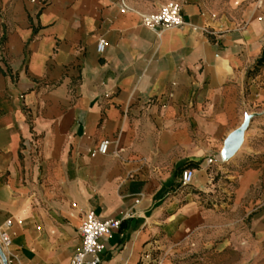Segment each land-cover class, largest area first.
<instances>
[{
    "label": "crops",
    "instance_id": "crops-1",
    "mask_svg": "<svg viewBox=\"0 0 264 264\" xmlns=\"http://www.w3.org/2000/svg\"><path fill=\"white\" fill-rule=\"evenodd\" d=\"M168 1L182 26L143 23ZM242 16L225 28L188 0H0L8 264H71L88 211L121 220L99 264H264V0Z\"/></svg>",
    "mask_w": 264,
    "mask_h": 264
},
{
    "label": "built area",
    "instance_id": "built-area-1",
    "mask_svg": "<svg viewBox=\"0 0 264 264\" xmlns=\"http://www.w3.org/2000/svg\"><path fill=\"white\" fill-rule=\"evenodd\" d=\"M143 23L151 28L159 27H179L185 23L182 9L179 3L168 1L163 4L156 12L145 14ZM106 39L99 38L97 42V50L103 53L106 49ZM109 141L103 140L94 154H105L108 151ZM194 170L186 169L182 175V183L187 185L193 181ZM11 221H7V228L0 227V246L2 250L6 249L11 243L12 236L8 226ZM121 225V220L116 218H101L94 211H88L85 214L84 221L81 226L82 246L75 253L71 264H99L100 254L105 249V244L101 241L103 237H109L114 230ZM5 253V252H4ZM2 259V257L0 256Z\"/></svg>",
    "mask_w": 264,
    "mask_h": 264
},
{
    "label": "rangeland",
    "instance_id": "rangeland-1",
    "mask_svg": "<svg viewBox=\"0 0 264 264\" xmlns=\"http://www.w3.org/2000/svg\"><path fill=\"white\" fill-rule=\"evenodd\" d=\"M139 1V0H135ZM197 4L209 22L225 28L242 23L244 5L250 0H188ZM252 1V0H251ZM174 264V263H172Z\"/></svg>",
    "mask_w": 264,
    "mask_h": 264
},
{
    "label": "water",
    "instance_id": "water-1",
    "mask_svg": "<svg viewBox=\"0 0 264 264\" xmlns=\"http://www.w3.org/2000/svg\"><path fill=\"white\" fill-rule=\"evenodd\" d=\"M248 125H249V118H246L244 124L239 129H237L233 134H231V136L228 138L225 144V148L223 150L224 159L231 158L235 154V152L239 149L243 141L244 132L247 129ZM0 256L2 257V260L5 262V264H8L6 261L5 253L2 250L1 246H0Z\"/></svg>",
    "mask_w": 264,
    "mask_h": 264
}]
</instances>
